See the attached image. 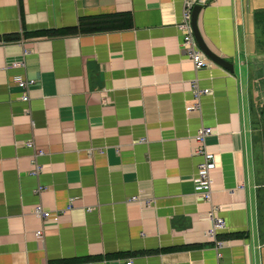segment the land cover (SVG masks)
Returning a JSON list of instances; mask_svg holds the SVG:
<instances>
[{
	"label": "crops",
	"instance_id": "0c3cea01",
	"mask_svg": "<svg viewBox=\"0 0 264 264\" xmlns=\"http://www.w3.org/2000/svg\"><path fill=\"white\" fill-rule=\"evenodd\" d=\"M254 2L199 10L203 41L230 71L195 70L179 49L183 0H0V264H264ZM109 13L132 24L76 30ZM23 50L25 67L8 66ZM16 75L35 79L27 97ZM194 79L211 93L188 110ZM201 126L213 129L210 201L192 182ZM36 203L55 214L42 223ZM212 206L226 226L219 248L207 236Z\"/></svg>",
	"mask_w": 264,
	"mask_h": 264
},
{
	"label": "built area",
	"instance_id": "2783aa9c",
	"mask_svg": "<svg viewBox=\"0 0 264 264\" xmlns=\"http://www.w3.org/2000/svg\"><path fill=\"white\" fill-rule=\"evenodd\" d=\"M207 0H183L182 11L179 21L176 26L179 31V49L184 53L185 57L189 59L192 63L195 70L201 69L207 65H211V61L207 58L204 52L199 48L193 33L192 27V10L196 4H205ZM27 54L26 50H23L22 56L19 59L10 61L8 66L11 67H25V55ZM15 83L24 91L22 92V97H27L24 94L27 89L35 83L34 78L27 77L25 75H16L14 77ZM190 91L193 97V104L188 107V110H196L199 107V99L202 95H207L211 93L209 88H201L198 85L196 79L190 81ZM213 132L211 127L201 126L197 130L194 139L199 144L197 152L201 155L202 160L197 165L196 177L193 179V186L195 194L202 199L203 201L211 200L212 193V183H213V169L215 168V161L211 153L206 151V138ZM23 145L26 147L34 148V142L32 139L22 141ZM42 151L36 152V154H41ZM32 163L34 165L32 173L37 174L40 171L41 166L38 165L33 157ZM42 187H38L37 191L41 190ZM143 197L138 195H133L127 199L129 202H142ZM148 203L149 199H145ZM70 207V203L68 205ZM216 207L212 206L211 209L207 212V217L211 220V225L207 230V236L214 240L217 248L222 246V241L216 239V232L220 229L225 228V221L222 217L216 214ZM31 212L35 215L42 223L53 216L54 211L51 212L45 209L41 203H36L32 205ZM37 237H42L43 230L42 228L36 231ZM220 254V253H219ZM125 264H132V260H125Z\"/></svg>",
	"mask_w": 264,
	"mask_h": 264
},
{
	"label": "trees",
	"instance_id": "16d2710c",
	"mask_svg": "<svg viewBox=\"0 0 264 264\" xmlns=\"http://www.w3.org/2000/svg\"><path fill=\"white\" fill-rule=\"evenodd\" d=\"M258 25L260 26V31L264 37V10L256 12ZM132 24V18L129 14L122 13H109V14H96L90 16H84L79 19V24L76 27L81 32H97L105 30L120 29L123 26H130ZM49 32H56L49 30ZM259 50L264 51V39L259 40ZM258 73L261 78H264V67L259 68ZM261 113L264 116V103L261 106ZM264 141V139H263ZM233 234V233H232ZM235 235V234H233ZM228 237V235H225Z\"/></svg>",
	"mask_w": 264,
	"mask_h": 264
},
{
	"label": "rangeland",
	"instance_id": "374dc122",
	"mask_svg": "<svg viewBox=\"0 0 264 264\" xmlns=\"http://www.w3.org/2000/svg\"><path fill=\"white\" fill-rule=\"evenodd\" d=\"M253 6H255V8L263 10L264 9V0H255V2L253 3ZM257 55H259L258 57L255 56L256 61H261V64L264 63V51L262 52H258ZM264 76V75H263ZM254 88L256 90V100H258V105L259 107L262 106V104L264 103V78L259 79V77H254V82H253ZM260 112V111H259ZM258 128L256 129V133H258L259 139L261 140V143H263V139H264V116L261 115L260 117V121L258 123V125H256ZM262 158H263V154H264V150L262 151Z\"/></svg>",
	"mask_w": 264,
	"mask_h": 264
},
{
	"label": "water",
	"instance_id": "95a60500",
	"mask_svg": "<svg viewBox=\"0 0 264 264\" xmlns=\"http://www.w3.org/2000/svg\"><path fill=\"white\" fill-rule=\"evenodd\" d=\"M200 9H201V5H195L193 7V10H192V19H191L194 36H195V39H196V42H197L198 46L200 47V49L205 53V55L209 59H211L212 61H214L217 64H220V65L224 66L228 70L232 71V66L230 65V63L227 62V61H225L221 57H219L214 52L210 51L207 48L205 42L203 41V39L201 37V34H200L199 30H198V27H197V16H198V13H199V10Z\"/></svg>",
	"mask_w": 264,
	"mask_h": 264
}]
</instances>
